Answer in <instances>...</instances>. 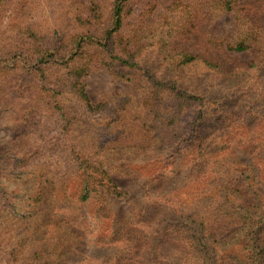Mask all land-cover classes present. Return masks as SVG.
<instances>
[{"label":"rangeland","instance_id":"obj_1","mask_svg":"<svg viewBox=\"0 0 264 264\" xmlns=\"http://www.w3.org/2000/svg\"><path fill=\"white\" fill-rule=\"evenodd\" d=\"M115 1L0 0V51L6 55L19 50L24 59L41 49L46 59L40 64L52 65L46 72L52 77L56 70L65 72L55 64L82 66L80 81L92 107L85 109L66 88L55 102L59 108L49 109L40 85L19 71L21 59L0 65V264H25L34 252L64 254L67 264L76 260L78 243L71 224L57 225L53 218L64 186H69L67 193L75 186L59 169L71 152L101 162L126 194L109 198L105 207L115 228L149 207L141 192L153 171L147 159L157 147L187 136L198 122L201 105L209 115L200 135L263 124L258 120L264 117V0H122L120 26L106 36ZM82 37L105 48L81 42L75 46ZM239 43L245 47L240 52L228 48ZM180 54L195 60L178 66ZM180 93L190 97L181 107V100L173 99ZM27 134L34 135L38 147L51 148L45 162L18 161ZM57 161L63 162L55 167ZM229 179L242 189L238 174ZM158 186L168 192L177 182L166 176ZM36 190L41 203L23 219L26 208L17 200L25 191L32 195ZM95 201L83 208L89 221L96 212ZM9 207L17 215L10 214ZM205 215L216 240L236 227L214 211ZM101 221L99 226L108 225ZM93 231L95 235L97 229ZM90 240L97 244L92 256H104L99 248L105 246L93 236Z\"/></svg>","mask_w":264,"mask_h":264},{"label":"trees","instance_id":"obj_2","mask_svg":"<svg viewBox=\"0 0 264 264\" xmlns=\"http://www.w3.org/2000/svg\"><path fill=\"white\" fill-rule=\"evenodd\" d=\"M121 2L122 0H116L112 6L106 36L116 32L120 26ZM80 42L105 48V44L94 41L91 37L78 39L75 46L80 45ZM242 44L228 48L240 52L245 48ZM19 54H22L19 50L6 55L0 51V65L9 61L19 62ZM44 56L45 52L35 48L32 55L21 59L19 71L40 85V91L49 100L46 103L49 109L59 108L56 103L61 100L66 88H69L85 109H91L80 81L85 73L83 67L77 64L69 66V61L55 64L56 68L65 72L61 75L56 70L52 77L46 74L52 65H48L46 61L40 64L42 59H46ZM178 58V66L195 60L185 54H180ZM120 62L131 67L129 62ZM206 67L212 68L209 64ZM173 99H180L178 105L181 107L184 103L188 104L190 97H184L180 93L174 95ZM201 108L199 123L196 120L193 122L187 136L184 134L175 138L169 146L157 147L156 150H159L152 152L154 158L147 159L153 171L144 180L141 192L149 207L132 213L115 228L113 222L109 221L111 213L106 209L109 206L107 201L109 198H125L126 194L117 188L109 170L101 162L91 161L76 152H71L64 162L57 161L54 164L56 167L63 162V166L59 167L64 171L62 177L65 175L75 183L73 191L68 193L66 189L69 186H64V192H60L58 204L53 210L56 224H71V234L78 243L76 254L73 255L76 260L72 264H264V117L258 120L263 124L257 128L245 127L246 129L233 133L214 129L212 136L209 133L200 135L201 123L208 122L209 115L203 105ZM25 137L26 142L18 161L33 162L35 159L36 162H45L51 151L49 145L38 147L34 135L27 134ZM222 138L226 140L219 142ZM215 139L218 140L217 143ZM235 173L240 177L242 189L231 184L229 176ZM166 176L177 182V187L168 192L158 186L161 178ZM27 193L29 191H25V195L17 200L26 208L21 216L23 218L26 214V219L29 218L27 212L41 203L38 190L32 195ZM245 198L248 199L247 202L244 201ZM92 199L97 200L96 212L89 221L83 208ZM192 204L195 206L194 211L188 213ZM8 209L13 216L17 215L11 210L12 207ZM208 210L216 212L236 226L226 238L216 240L210 234L205 215ZM102 212L106 216L101 217ZM100 219L108 221V225L104 228L99 226L102 222ZM93 229H97L99 237H102L98 239L97 233L93 235ZM91 236L94 240L98 239L99 246H105L99 248L104 256H92L97 244L90 240ZM104 238L106 242L103 243ZM108 247H111L110 250ZM25 264L67 262L64 254L41 256L34 252Z\"/></svg>","mask_w":264,"mask_h":264}]
</instances>
